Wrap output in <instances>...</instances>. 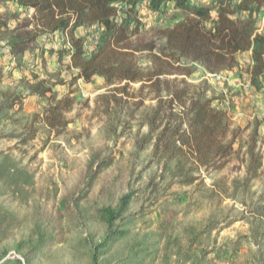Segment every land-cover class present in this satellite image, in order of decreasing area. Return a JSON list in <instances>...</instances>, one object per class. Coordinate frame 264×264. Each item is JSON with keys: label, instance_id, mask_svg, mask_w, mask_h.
I'll list each match as a JSON object with an SVG mask.
<instances>
[{"label": "trees", "instance_id": "obj_1", "mask_svg": "<svg viewBox=\"0 0 264 264\" xmlns=\"http://www.w3.org/2000/svg\"><path fill=\"white\" fill-rule=\"evenodd\" d=\"M8 1L27 12L32 10L33 16L0 13V49L6 48L7 55L18 60L42 37L67 34L55 54L60 61L67 55V69L77 72L70 86L77 80L89 83L100 77L114 88L99 96L93 109L103 117V135L117 141L131 133L135 124L139 135L135 152L127 158L122 155L118 159L109 144L91 154L63 200L65 214L71 211L104 224L108 229L105 243L111 244L127 236L126 220L130 223L135 215L158 212L161 220L156 234L163 244L153 252L155 261L208 264L213 258L219 264H264V192L255 188L264 175L259 129L244 140V131L230 125L229 114L221 107L224 96H211L206 82L191 83L189 78L196 70L186 66L190 63L209 74H220L235 69L239 54L251 52L250 82L264 91V35L258 33L256 20L264 0H213L196 8L190 0H150L155 9L175 3L177 9L189 14L174 26L158 30L154 39L140 35L138 5L142 0ZM214 10L216 19L212 18ZM92 28L98 36L89 50L88 36L77 33ZM140 54L151 57L148 71L139 66ZM15 69L6 71L0 66V86ZM49 84V78L34 73L22 77L13 90H0V140L19 138L28 143L36 139L41 124L57 137L64 135L70 124L67 115L74 111L76 100L70 95L60 99ZM33 100L47 103L33 111L30 129L26 124L20 134L7 132V126L17 124L13 114L28 109ZM147 154L146 166L139 170ZM234 163L241 171L229 179L226 170ZM1 179H7L4 170H0ZM8 179L15 181V176ZM101 180L102 188L124 190V194L116 204L110 198L82 211L81 204ZM176 188L188 189L184 192V218L206 204L211 213L199 221L178 219V210L169 206L171 201L182 203L179 197L173 199L178 196ZM227 201L233 204L229 206ZM139 202V210L131 213V207ZM237 204L243 209H237ZM237 222H246L249 233H238L221 243L214 238L211 245L214 233ZM2 223L0 214V226ZM37 236L30 254L24 255L26 263L38 258L47 244L61 239L48 230H39Z\"/></svg>", "mask_w": 264, "mask_h": 264}, {"label": "rangeland", "instance_id": "obj_2", "mask_svg": "<svg viewBox=\"0 0 264 264\" xmlns=\"http://www.w3.org/2000/svg\"><path fill=\"white\" fill-rule=\"evenodd\" d=\"M212 2L213 0H190L191 7L195 8ZM120 7L121 5L118 6ZM138 10L142 24L140 35L145 39H154L158 30L172 27L189 15L186 11L177 9L175 3L155 9L150 0H142ZM3 12H15L21 14L22 18L33 16L32 10L27 12L8 0H0V13ZM216 16L217 12L214 10L212 18L216 19ZM256 20L258 33L264 35V9L257 14ZM95 29L79 30L77 33L88 36L89 50L97 43L98 33ZM62 38H67V34L46 35L18 60L10 58L6 48L0 49V66L3 65L6 71L16 68L11 75L7 74L0 90H13L22 77L27 78L37 73L49 78V85L58 92L60 99L70 95L76 100L74 111L67 115L70 124L63 136L57 137L55 132H50L41 124L36 139L28 143L20 142L19 138L0 140V152L3 153L0 155V170L6 172L7 178L0 181V214L3 222L0 226V264H164L160 259L155 261L153 253L163 244V240H159L156 234L161 220L157 217L158 212L146 216L135 215L130 223L126 220L124 230L128 232L127 236L111 244L105 243L108 229L104 224L90 222L73 215L71 211L65 214L63 200L75 186L91 154L109 144L118 159L122 155L127 158L135 152L139 135L135 124L131 133L117 141L106 139L101 132L103 117L93 112V109L98 97L112 92L114 88L109 87L100 77H95L89 83L77 80L71 87L73 76L77 72L67 69L70 64L67 55L60 61L55 54L64 44ZM137 57L140 68L148 71L152 64L150 55L140 54ZM237 58L235 69L220 74H209L203 67L188 63L187 67L196 70L189 81L193 84L206 82L211 96H224L220 100L224 102L221 107L226 108L230 125L244 131V140L258 128L260 147L264 154V91L258 90L250 82L254 64L252 53L239 54ZM138 87L139 85L135 86ZM46 103L33 100L28 109L13 114L14 119H18L17 124L7 126L6 131L15 130L16 134H20L26 124L27 129H30L33 111L41 110ZM148 157V154L142 157L139 170L146 166ZM240 171V166L234 163L228 167L226 174L232 179ZM10 176H15V181L8 179ZM9 181L15 183L10 184ZM207 183H211L210 179H207ZM102 185V180L96 184L89 197L81 204L82 211L107 203L110 198L116 204L124 194V190L108 191ZM255 188L264 192V175L255 183ZM124 189L128 190L126 183ZM187 191L188 189L176 188L178 196L173 199L179 197L182 203L171 201L173 203L169 205L178 210V219L185 220L186 223L191 219L199 221L208 216L211 207L206 204L200 211L194 210L189 218H184V203L187 198L184 192ZM227 204L230 206L233 202L227 201ZM139 207L140 202L133 205L130 212H136ZM236 207L243 209L238 204ZM39 230L52 231L61 239L59 243L47 244L38 258L26 263L24 255L30 254V248L38 240ZM238 233L248 234L249 225L237 222L219 234L214 233L209 242L212 245L213 239L217 238L221 243L225 238L235 237ZM211 260L208 264H219L213 258Z\"/></svg>", "mask_w": 264, "mask_h": 264}]
</instances>
